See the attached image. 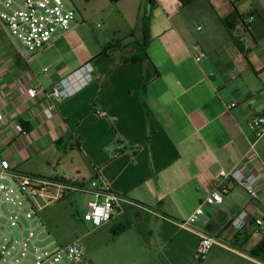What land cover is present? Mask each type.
<instances>
[{
	"label": "crops",
	"instance_id": "0c3cea01",
	"mask_svg": "<svg viewBox=\"0 0 264 264\" xmlns=\"http://www.w3.org/2000/svg\"><path fill=\"white\" fill-rule=\"evenodd\" d=\"M69 1L79 13L72 27L27 60L0 23V148L23 173L103 179L134 204H123L101 228L112 225L123 233L120 221L126 219L136 230L144 225L153 233L151 219L159 218L162 247L163 233H177L175 259L167 264H191L197 249L187 240L198 236L175 223L187 221L216 190L220 170L248 162L254 141L248 122L264 113V0H195L176 14L157 0H138L137 7L136 0H120L118 15L136 13L139 25L125 35L113 28L107 38L88 22V0ZM106 13L102 8L97 16ZM235 15L239 19L232 21ZM146 17L149 40L139 55ZM88 62L95 80L46 118L53 86ZM31 89L39 93L27 100ZM19 124L27 135L18 133ZM256 150L264 161V137ZM62 167L67 169L61 174ZM238 188L221 203L204 205L194 229L226 240L250 203L248 195L237 201ZM259 194L256 216L264 218V181ZM228 243L253 253L264 235L248 226Z\"/></svg>",
	"mask_w": 264,
	"mask_h": 264
},
{
	"label": "built area",
	"instance_id": "2783aa9c",
	"mask_svg": "<svg viewBox=\"0 0 264 264\" xmlns=\"http://www.w3.org/2000/svg\"><path fill=\"white\" fill-rule=\"evenodd\" d=\"M157 1L166 5L169 14H176L186 3L195 0ZM230 1L236 3L238 0ZM78 15L69 0H0V23L15 43L20 56L26 60L69 31ZM201 57L199 55L197 61ZM94 71L93 64L88 62L53 86L44 111L46 118H53L57 106L67 97L89 86L95 80ZM38 93V90L31 89L24 96L30 100ZM2 116L0 112V120ZM248 125L254 137L246 155L248 162L230 172L220 170L216 190L203 200L187 221L175 223L200 238L196 250L200 259L214 246L227 249L225 242L245 233L248 226L264 235V218L256 216L260 204L259 188L264 181V161L257 153L256 145L264 137V113L252 116ZM17 131L27 135L20 124L17 125ZM254 159L257 164L251 168ZM238 187L246 191L250 203L231 223L226 233L227 239L221 240L214 235L197 232L194 226L205 215L204 205L221 203L225 195ZM72 193H84L92 197L83 221L90 223L94 229L111 222L115 213L122 211L123 204H134L113 192L103 179L85 182L17 171L0 148V264H94L79 239L65 246L58 244L42 219L47 207ZM253 262L264 264V261L259 260Z\"/></svg>",
	"mask_w": 264,
	"mask_h": 264
},
{
	"label": "rangeland",
	"instance_id": "374dc122",
	"mask_svg": "<svg viewBox=\"0 0 264 264\" xmlns=\"http://www.w3.org/2000/svg\"><path fill=\"white\" fill-rule=\"evenodd\" d=\"M137 6L138 0H136ZM146 6L144 2L143 9ZM86 7L91 13L88 22L101 37H111L113 28L117 29L116 32L125 35L136 30L139 25L136 13L131 17L127 15L123 19L118 15L120 6L110 0H88ZM109 7L112 8L109 10ZM102 8H107V13L97 16V12ZM109 11L115 13V16L108 17ZM65 169L67 168L58 169L59 173L62 174ZM237 193L238 202L247 196L242 188H238ZM90 200L88 194L72 193L43 211L42 219L58 244L65 246L79 239L86 249L88 258L94 264H167L166 261L169 260L174 247L169 243L162 247L159 218L151 219L153 233L149 241L146 240L145 233H139L126 219L120 221L126 227L123 233H116L117 230H114L112 225L97 230L82 220ZM132 219L137 222L135 218ZM225 244L228 245L227 249L214 246L202 260L195 256L191 264H255L254 256L248 248L228 242Z\"/></svg>",
	"mask_w": 264,
	"mask_h": 264
},
{
	"label": "trees",
	"instance_id": "16d2710c",
	"mask_svg": "<svg viewBox=\"0 0 264 264\" xmlns=\"http://www.w3.org/2000/svg\"><path fill=\"white\" fill-rule=\"evenodd\" d=\"M110 1L116 3V2H119L120 0H110ZM238 1H240V0H238ZM231 19H232V21H235V20L239 19V17H237L235 15ZM143 32L145 35L144 43L136 45L139 55H142L144 53V50L147 47L148 40H149V18L148 17H146L143 21ZM145 57H147V55ZM130 60L131 61H137L136 57H132ZM88 111H89V109H85V110L79 112L78 114H76L74 116V118H78V119L82 118ZM145 228H147V226H144V225L137 226V230L139 231V233H145L146 234V240L149 241V238L152 236V232L151 231L145 232ZM125 229H126L125 226L121 227L120 231H124ZM175 234H177V233H163L164 242H166L167 244L168 243L172 244L174 246L176 240L173 239V237L175 236ZM199 239L200 238L193 236L192 239L189 238L187 240V242H188V244H190L193 247V249L194 248L197 249L199 244H200ZM173 251H174V249H173ZM252 254L254 257H259V258H262L264 260V244H261L259 247H257V249H255ZM195 256H197V255L194 254V257ZM173 259H175V257L170 255L168 262L172 261Z\"/></svg>",
	"mask_w": 264,
	"mask_h": 264
},
{
	"label": "clouds",
	"instance_id": "9594fccd",
	"mask_svg": "<svg viewBox=\"0 0 264 264\" xmlns=\"http://www.w3.org/2000/svg\"><path fill=\"white\" fill-rule=\"evenodd\" d=\"M98 212H99V209L97 210ZM90 218V217H89ZM99 221L97 220V223H98Z\"/></svg>",
	"mask_w": 264,
	"mask_h": 264
}]
</instances>
